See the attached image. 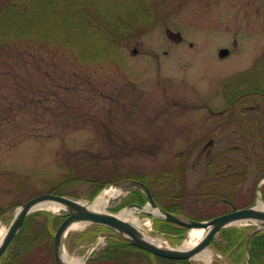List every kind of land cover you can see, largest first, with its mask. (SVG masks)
<instances>
[{
    "label": "rangeland",
    "instance_id": "rangeland-1",
    "mask_svg": "<svg viewBox=\"0 0 264 264\" xmlns=\"http://www.w3.org/2000/svg\"><path fill=\"white\" fill-rule=\"evenodd\" d=\"M100 1L107 15L124 10L130 24L90 26L86 39L79 35L81 43L108 48L96 58L56 38L0 46V224L9 227L20 204L56 193L60 184H69L65 195L90 202L109 185L131 182L125 177L134 172L171 171L151 181L153 195L178 202L192 218L232 210L226 199L237 207L257 201L264 180V0H144L153 14L144 24L133 21L134 0ZM98 173L120 182L92 198ZM137 215L147 222L142 232L182 242L156 227L159 216ZM94 228L66 234L64 245L85 256L107 234L93 238ZM226 243L222 230L210 246L213 264H246ZM105 247L87 264H112L102 258ZM19 251L12 241L5 255ZM136 256L137 264H158L154 255ZM54 257L39 244L21 262L56 264Z\"/></svg>",
    "mask_w": 264,
    "mask_h": 264
},
{
    "label": "trees",
    "instance_id": "trees-1",
    "mask_svg": "<svg viewBox=\"0 0 264 264\" xmlns=\"http://www.w3.org/2000/svg\"><path fill=\"white\" fill-rule=\"evenodd\" d=\"M10 3L5 5H0V46H5L9 44L8 42L18 39H29L36 37L41 41H46L49 38L60 39L61 41H66L71 45L75 44L77 46L78 52L82 54L88 53L89 58L92 56L96 58L99 56L101 50L106 53L109 51L107 47L100 48L96 45H90L89 42L79 39V35L86 39V30L88 27L95 26L99 27L100 24H130L128 17L124 10H120L111 15L104 13L100 6V0H9ZM134 5L139 7L137 10V15L134 18V23H139L148 14L151 15V8L145 4L144 0H134ZM25 5L26 7H23ZM21 6V8H20ZM139 11V13H138ZM153 15V14H152ZM68 21L70 24H63ZM51 24H55L53 28L50 27ZM59 28H58V26ZM141 24H144L141 22ZM72 27V29H70ZM84 28V29H83ZM84 30V32H83ZM83 32V33H82ZM82 49V50H80ZM89 53L88 51H91ZM169 170L161 172L160 175L134 172L130 174L128 179L141 180L148 184L152 189L151 181L161 180L164 177L170 175ZM165 174V175H164ZM167 175V176H166ZM78 179V178H76ZM74 180V182L76 181ZM123 179V178H122ZM82 180V179H79ZM103 180V182L101 181ZM91 194L89 197H95L97 191L106 186L109 183H117L119 180H104L101 174H95L91 178ZM68 183H63L58 185V194H66L65 189L68 187ZM264 195V189H263ZM158 204L164 209L171 212H176L182 215L189 216L185 211L180 208V204L177 202H171L165 204L160 200V198L154 195ZM147 201L146 195L139 189L131 192L126 196L116 209H120L125 205L131 203H137L140 205L145 204ZM2 213L0 214V216ZM39 217H43L40 219ZM212 217V216H210ZM206 217V218H210ZM199 218V217H197ZM64 219L62 215H56L52 212L47 211H36L29 214L22 225L18 236L14 239L13 243L16 242L19 245V252L12 255H5L2 258L0 264H22V260L26 258L28 254L32 252L39 244L48 246L54 252V233L59 226V224ZM204 219V218H202ZM155 224L157 228L164 229L170 234L169 238L172 242L176 243L182 237L181 234L185 231L184 227H180L174 223H171L165 219H155ZM91 237H95L97 233L101 230L112 231L111 228L101 225H94ZM246 229H251V227H238L231 226L224 229L225 241H227L226 246L228 249L236 247L238 250L236 253V259L242 256L246 257V245L249 232L245 236ZM250 231V230H249ZM175 235V236H173ZM217 245H220L218 243ZM221 247V246H220ZM142 252L146 255H152L148 251L135 246L128 240L117 236L111 235L109 238L108 246L104 250L102 258L108 260L112 264H137L136 253ZM157 259L166 263L175 264H189L186 259H170L161 256H155ZM55 258V257H54ZM251 264H264V235L263 233L256 234L251 243L250 252ZM149 264H156L155 262H149Z\"/></svg>",
    "mask_w": 264,
    "mask_h": 264
},
{
    "label": "water",
    "instance_id": "water-1",
    "mask_svg": "<svg viewBox=\"0 0 264 264\" xmlns=\"http://www.w3.org/2000/svg\"><path fill=\"white\" fill-rule=\"evenodd\" d=\"M228 54V48H222L220 50L221 56H226ZM133 182L136 186L145 190L146 195L148 197L147 204L151 205L152 207L159 208L162 212L160 216L165 218L167 221L186 227L188 230L194 227L208 229L203 239L194 247L188 250L161 247L153 241H150L145 238L142 234L143 232L139 228H137L130 222L118 217L117 215H115V213L99 212L92 210L88 207V205H86L85 202H82L79 199L67 195L55 193H42L40 195L30 198L29 200L21 204L18 207V212L16 210V213L13 216L6 236L0 244V259L7 251L12 240L19 234L20 230L22 229V225L25 218L30 213L37 210L34 209V207L43 201L52 200L62 203L67 208V211L65 213L66 217L60 223L54 234V252L57 264H68L62 259L64 236L68 227L75 221H87L90 224L108 226L115 230L117 235L125 238L126 240L140 248L150 251L153 254L172 259H188L189 261L197 253L209 247L216 233L224 227L236 224L238 222L255 223L257 224V227L250 233V236L247 241V262L248 264H250L251 240L255 234L264 229V210L256 208L257 204L246 206L243 208H236V206L233 205L234 210L230 212L218 215L209 220H195L192 218L180 216L170 211L163 210L159 207L158 203L154 199L151 189L146 183L139 180H134ZM133 205L144 209V206L136 204H132L130 206ZM143 211H145L146 213H151L146 210Z\"/></svg>",
    "mask_w": 264,
    "mask_h": 264
},
{
    "label": "bare ground",
    "instance_id": "bare-ground-1",
    "mask_svg": "<svg viewBox=\"0 0 264 264\" xmlns=\"http://www.w3.org/2000/svg\"><path fill=\"white\" fill-rule=\"evenodd\" d=\"M132 182H125L123 184L114 186L109 185L106 188H104L99 195L93 200V201H84L80 200L82 202H85L86 205L92 210L99 211V212H110L115 213L118 217L130 222L137 228L141 227L144 223L140 219V217L137 215V211L140 208L137 207H126L118 212H113L110 210V204L113 199H121L123 196H125L130 189L133 188ZM44 209L52 211L56 214H65L67 211V208L62 203H59L57 201L52 200H46L39 204H37L34 209ZM256 208L260 210H264V200L259 199ZM140 210H146L151 212L152 214L156 216H160L162 214L161 210L159 208L152 207L150 205H146L144 209ZM19 211V208L17 209V212ZM239 224L241 222H238ZM90 223L87 221H75L73 222L68 229L65 232V235L70 232H78L81 230H84ZM8 231V227L0 224V244L2 243L4 237L6 236V233ZM208 229L206 228H191L187 234L184 240L177 244V245H171L167 240H165L162 237H152L145 233H142L145 238H147L150 241H153L157 245L165 248H177L180 250H188L192 247H194L196 244H198L203 237L206 235ZM62 259L68 263V264H86V257L82 256L76 248H68L65 245H63L62 250ZM191 260H197L204 264H212L214 262L213 258V251L210 248H205L201 252L197 253L195 256L192 257Z\"/></svg>",
    "mask_w": 264,
    "mask_h": 264
}]
</instances>
